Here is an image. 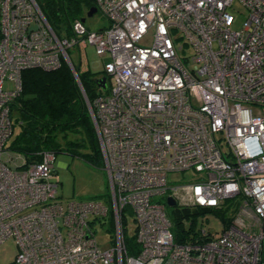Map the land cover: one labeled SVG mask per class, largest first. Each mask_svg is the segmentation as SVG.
Listing matches in <instances>:
<instances>
[{
  "label": "built area",
  "instance_id": "1",
  "mask_svg": "<svg viewBox=\"0 0 264 264\" xmlns=\"http://www.w3.org/2000/svg\"><path fill=\"white\" fill-rule=\"evenodd\" d=\"M87 1L108 25L93 31L78 18L62 37L37 0H0V243L14 238V264H264V0ZM235 6L243 18L230 11ZM86 44L109 57L104 72L113 78L91 100L81 87L110 205L64 207L55 155L17 164L7 147L10 103L32 67L64 60L80 86L67 50ZM6 80L13 89L4 90ZM189 169L204 175L182 185L189 206L214 209L240 196L247 224L236 218L217 236L200 229L176 240L166 206L181 186L167 176ZM96 221L112 231L108 249L96 243Z\"/></svg>",
  "mask_w": 264,
  "mask_h": 264
},
{
  "label": "trees",
  "instance_id": "2",
  "mask_svg": "<svg viewBox=\"0 0 264 264\" xmlns=\"http://www.w3.org/2000/svg\"><path fill=\"white\" fill-rule=\"evenodd\" d=\"M78 1L37 0L52 27L64 11L68 26L65 35L58 33L64 37L72 34L71 24L79 18L75 4ZM85 3L90 5L87 0ZM75 68L80 86L64 60L54 69L32 67L22 72L20 92L10 103L14 127L19 126V132L7 144L19 156L17 164H21L22 159L27 164L38 163L46 153H63L81 158L91 165L102 166L97 133L81 89L91 100L101 91L96 83L99 75L88 69ZM186 208L178 203L168 214L178 241L190 238L195 233L191 227L184 226V219L190 215ZM196 208L195 214L212 210ZM127 244L131 251L137 247L132 237L127 238Z\"/></svg>",
  "mask_w": 264,
  "mask_h": 264
},
{
  "label": "rangeland",
  "instance_id": "3",
  "mask_svg": "<svg viewBox=\"0 0 264 264\" xmlns=\"http://www.w3.org/2000/svg\"><path fill=\"white\" fill-rule=\"evenodd\" d=\"M75 4L77 5L76 8L79 11V18L85 19V24L89 29L96 31L108 25L107 19L98 11L93 13L91 16H88L89 6L85 3V0H79ZM230 11L235 15L236 19L243 18V14H245V10L236 6ZM53 25L59 34L63 33L65 35V30L68 25L65 20L64 11L61 12L60 20L55 21ZM185 50L188 54L191 52L189 48H185ZM67 52L74 66L81 69H88L93 73H98L99 78L106 76V87L109 88L113 85V78L106 75L104 72V63L109 59L107 55H98L95 47L90 44H86V47L83 50L82 46L80 47V50H78L76 46L72 48L70 47ZM3 88L8 91L13 89L14 82L6 80L3 83ZM102 92H104V90ZM18 132L19 126H15L8 143ZM54 169L58 180L56 198L63 204L64 207H66L67 203L72 200L91 199L100 200L107 203V205H110V187L108 183V176L103 168V164L102 166H99L98 164L91 165L76 156L57 153L55 154L54 159ZM203 176L204 175L202 173L196 172L194 169L168 173V183L171 186H181L176 195L177 202L184 205V207H187L186 210L190 212L189 217L184 219V226L186 228L191 227L194 231L205 229L207 232L217 236L227 222L240 221L236 218H240L241 221L244 220L245 222L249 217V213L239 207V205L244 203V200L241 199L240 196L226 200L222 205H220L219 209H212L205 213H194L197 208L187 204L188 189L182 185H187ZM171 210L172 207L167 205L166 211L168 214L171 213ZM236 213H238V215ZM232 219L236 220L233 221ZM89 220L92 221L93 217L90 216ZM245 223L247 224V222ZM125 227L127 236L132 237L135 230V222L133 215L130 212L126 213ZM92 230L95 235L96 243L99 247L102 249H108L111 247L113 243V234L110 228H106L105 225L96 221L92 225ZM17 250L18 248L14 238L5 239L2 243H0V264H14Z\"/></svg>",
  "mask_w": 264,
  "mask_h": 264
},
{
  "label": "water",
  "instance_id": "4",
  "mask_svg": "<svg viewBox=\"0 0 264 264\" xmlns=\"http://www.w3.org/2000/svg\"><path fill=\"white\" fill-rule=\"evenodd\" d=\"M95 12H96L95 8H90V10L88 12V16H91ZM82 21H84V18H82ZM96 83H97L98 87H100L101 89H103V90L106 89V77L105 76H102L100 78L98 77ZM167 204H168V206L173 207V206H176V201L172 196H169L167 198Z\"/></svg>",
  "mask_w": 264,
  "mask_h": 264
},
{
  "label": "crops",
  "instance_id": "5",
  "mask_svg": "<svg viewBox=\"0 0 264 264\" xmlns=\"http://www.w3.org/2000/svg\"><path fill=\"white\" fill-rule=\"evenodd\" d=\"M86 47V45L84 46V48ZM84 48H82V50L84 49ZM79 50V49H78Z\"/></svg>",
  "mask_w": 264,
  "mask_h": 264
},
{
  "label": "bare ground",
  "instance_id": "6",
  "mask_svg": "<svg viewBox=\"0 0 264 264\" xmlns=\"http://www.w3.org/2000/svg\"><path fill=\"white\" fill-rule=\"evenodd\" d=\"M176 203H177V200L175 199Z\"/></svg>",
  "mask_w": 264,
  "mask_h": 264
}]
</instances>
